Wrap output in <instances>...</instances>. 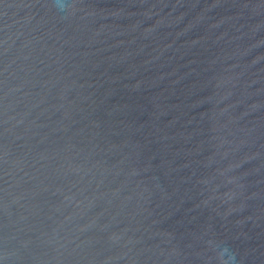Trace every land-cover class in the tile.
<instances>
[{"label": "water", "instance_id": "1", "mask_svg": "<svg viewBox=\"0 0 264 264\" xmlns=\"http://www.w3.org/2000/svg\"><path fill=\"white\" fill-rule=\"evenodd\" d=\"M0 264H264V0H0Z\"/></svg>", "mask_w": 264, "mask_h": 264}]
</instances>
